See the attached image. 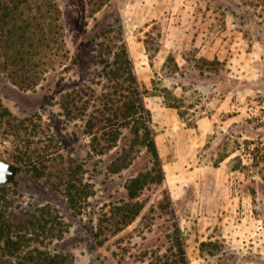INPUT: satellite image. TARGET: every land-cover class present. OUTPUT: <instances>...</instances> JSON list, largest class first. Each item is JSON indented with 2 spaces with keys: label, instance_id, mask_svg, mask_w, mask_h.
<instances>
[{
  "label": "rangeland",
  "instance_id": "1",
  "mask_svg": "<svg viewBox=\"0 0 264 264\" xmlns=\"http://www.w3.org/2000/svg\"><path fill=\"white\" fill-rule=\"evenodd\" d=\"M58 2L65 55L52 57L47 79L36 89H21L0 72V97L18 116L34 115L37 125L29 135L39 152L61 148L68 158L77 148L73 119L63 114L60 88L48 99L44 95L60 79L61 88H73L78 11L93 30L104 22L107 9L92 13L77 0L81 5L73 13V0ZM118 5L153 114L165 184L145 191L146 208L118 233L101 232L100 225L106 226L113 203L127 195L123 181L134 168L113 178L101 176L106 183L96 182V193L81 213H74L62 190L24 166L10 183L16 205L33 209L50 202L60 208L69 230L54 246L71 253L73 264H151L153 251H166L171 244L166 234L173 216L158 209L168 187L191 264H264V0H118ZM170 54L181 69L168 77L163 67ZM200 57L224 61L231 80L216 79L208 67L202 75L195 67ZM164 87L184 97L187 120L167 106ZM16 142L0 132V155L14 152ZM205 240L217 242L218 254L201 251ZM0 264L16 262L0 255Z\"/></svg>",
  "mask_w": 264,
  "mask_h": 264
},
{
  "label": "trees",
  "instance_id": "2",
  "mask_svg": "<svg viewBox=\"0 0 264 264\" xmlns=\"http://www.w3.org/2000/svg\"><path fill=\"white\" fill-rule=\"evenodd\" d=\"M79 1L89 6L92 13L107 9V17L91 30L85 13L82 9L78 11L76 26L73 25L77 42L73 88H61L60 79L48 85L49 91L44 95L48 99L52 89L60 88L58 102L75 126L73 139L77 148L73 149V157L65 158L61 148L39 152L29 135L31 126L36 129L34 115L18 116L1 97L0 132L17 141L15 151L6 157L17 163L18 172L27 166L34 176L46 178L62 190L74 213H81L96 193V182L106 183L101 176L113 178L134 168L123 181L127 195L113 203L110 214H106V228L100 225L101 232L118 233L146 208V200L142 198L145 191L165 184L166 170L153 114L145 101V90L125 36L118 0ZM73 3H77L74 13L81 4L77 0ZM64 31L58 0H0V72L21 89H36L47 79L52 57L66 53ZM147 50L150 51L148 41ZM195 60L202 75L208 67L217 74L216 79L231 80L225 74L229 68L219 58ZM180 69L175 55L170 54L163 67L164 74L170 77ZM183 89H187L186 85ZM162 95L167 106L177 108L187 120L189 109L184 97L170 87H164ZM193 106L191 103L189 107ZM10 187V184L0 186V255L15 260L16 264H73L71 253L54 246L69 230L60 208L50 202L33 209L16 205ZM173 202L170 189L164 188L158 209L173 216L171 231L166 234L171 244L166 251H153L151 264H191ZM200 248L203 253L219 252L213 240L202 241Z\"/></svg>",
  "mask_w": 264,
  "mask_h": 264
},
{
  "label": "water",
  "instance_id": "3",
  "mask_svg": "<svg viewBox=\"0 0 264 264\" xmlns=\"http://www.w3.org/2000/svg\"><path fill=\"white\" fill-rule=\"evenodd\" d=\"M17 173V163L0 155V186L14 182Z\"/></svg>",
  "mask_w": 264,
  "mask_h": 264
}]
</instances>
